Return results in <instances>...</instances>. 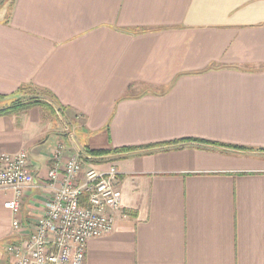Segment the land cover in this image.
Returning <instances> with one entry per match:
<instances>
[{
	"label": "crops",
	"instance_id": "1",
	"mask_svg": "<svg viewBox=\"0 0 264 264\" xmlns=\"http://www.w3.org/2000/svg\"><path fill=\"white\" fill-rule=\"evenodd\" d=\"M26 86L45 103L0 115V154L27 150L37 186L20 230L0 190V264L68 127L83 152L139 148L89 159L120 170L122 210L84 264H264V0H0V94Z\"/></svg>",
	"mask_w": 264,
	"mask_h": 264
},
{
	"label": "built area",
	"instance_id": "2",
	"mask_svg": "<svg viewBox=\"0 0 264 264\" xmlns=\"http://www.w3.org/2000/svg\"><path fill=\"white\" fill-rule=\"evenodd\" d=\"M73 153L66 157L67 145L53 151L47 187L52 196L43 202L44 211L31 232L8 246L11 264H84L90 240L114 230L122 210V178L117 166L102 170L89 163L76 146L74 129L68 127ZM27 150L0 154V190H13L15 197L4 205L14 215V229H21V202L36 187Z\"/></svg>",
	"mask_w": 264,
	"mask_h": 264
},
{
	"label": "trees",
	"instance_id": "3",
	"mask_svg": "<svg viewBox=\"0 0 264 264\" xmlns=\"http://www.w3.org/2000/svg\"><path fill=\"white\" fill-rule=\"evenodd\" d=\"M31 91V92H30ZM34 91V90H33ZM32 89L28 86L23 87L17 94L21 93H27L29 96L25 98H19L18 96H4L0 94V115L10 113L14 110H25L28 109L31 106L37 105V104H44L45 100L41 99L39 96H36L37 94L33 92ZM197 142V143H204L210 146H224L223 144H218L216 142L212 141H206V140H199V139H187V140H181L178 142L181 145H184L188 142ZM151 147V146H147ZM237 149V146H229ZM138 147H126V148H119L114 150V152L105 151V150H91L89 148H86L84 153L89 159H102L109 155L114 156H123L126 154H131L138 152Z\"/></svg>",
	"mask_w": 264,
	"mask_h": 264
}]
</instances>
